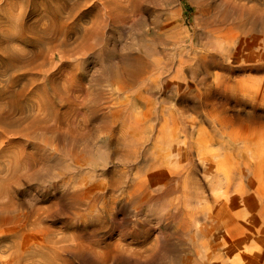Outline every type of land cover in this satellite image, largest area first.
Instances as JSON below:
<instances>
[{
    "label": "rangeland",
    "instance_id": "obj_1",
    "mask_svg": "<svg viewBox=\"0 0 264 264\" xmlns=\"http://www.w3.org/2000/svg\"><path fill=\"white\" fill-rule=\"evenodd\" d=\"M224 27L226 29H224ZM223 29L226 32L229 30L234 35V39L231 40L232 42L229 38H225V31ZM212 30L216 32L214 33ZM217 33L222 34L220 36ZM213 35L218 38H215ZM235 37L237 38L235 39ZM223 38L229 41L226 43ZM223 43L226 44L223 45ZM245 43L247 45H245ZM221 48H223V50ZM138 61H140V63H138ZM144 71H148V73H146L149 75ZM158 75H160V77ZM140 77L145 79H141ZM188 87H190L189 90ZM191 89H193V91L196 90L199 94L196 95L195 91L191 92ZM150 90L153 97L151 93H149ZM183 90L184 92H182ZM186 90H188V93ZM173 95L174 97H172ZM168 97L174 99L171 100L168 99ZM181 97L183 100H181ZM195 97H200V99H196ZM160 98L162 99L161 101L164 102L168 100L165 104L168 106L169 111L175 116L179 115L180 117H186L187 113H185V115L183 110L189 111V116L187 115L185 119H192L197 116L196 118L200 121L201 126H203L204 129L207 128L208 131L217 129L219 131L222 130L224 133L227 132L226 134L247 136L258 132L261 128L263 129L264 0H0V157L2 158L3 155L9 152V154L5 155L2 159L3 161H0L2 162L0 163L2 166L4 163L7 164L3 166L4 168L0 166V168H2L0 173H4L0 175L1 213L7 212L10 214H17L24 211L33 212L35 216L31 219V223L34 224L38 220L36 224V226H38L37 228H35V225L34 227L33 225L30 226L36 230L32 233L36 232L42 235L41 231H38V229L49 230L50 228L51 230L49 231H51V236L56 239L62 235L61 233L63 231V234L66 232L68 237L66 241L70 240V243L67 241L66 244H71V241L75 240L76 236L79 239L80 235H85L88 239L87 243L90 245L88 244L87 246L86 244V247L84 246L87 239L83 238V236H80V244L78 239L75 240L76 244L78 243L80 245V248L81 246L82 248L84 247L80 249L81 252H79L80 250L78 251L80 253H78V257L83 259L81 262V259L78 258L80 260H77V262L75 260L72 264L75 262V264H89V262L90 264H95L97 261L98 263L96 264H102V261H104L103 264H117L118 262V264H154V262L158 264H175V262H177L176 264H183L184 262V264H195V262L196 264H204L205 262L201 259L192 260L194 262L190 260L184 261L183 256L186 254L183 253L182 255V251L183 249L184 251H188V246L190 247L187 241L188 239L180 237V235L175 232L173 224H168L164 215L165 209L159 206L163 205L164 207L165 202L162 203L163 200L161 203L159 202L161 200L144 203L140 200L133 201L126 197L124 198L122 190L126 188L127 182H130V180L127 179V177H129L127 174L128 172L130 174V172L135 171V164L128 160L124 163L125 159L121 162L117 153H119V150L120 152L123 151L125 146L128 151L129 147L123 142L121 144H114L115 140L110 135V129L106 127L107 124L103 126V121H106L104 123H108L110 120L107 118L109 116H107L108 114L106 113L109 110L108 106L110 105L109 107H111L110 103L113 101H130L131 103H135V108H137L138 106L140 107L138 103L140 99H149L155 103H159L160 101L158 102L157 100ZM132 99L137 101L133 102ZM173 100H175V103ZM195 100L199 101L196 102ZM258 100L261 101L259 102ZM200 101L202 103H200ZM206 102H208L209 105H207ZM216 102L221 105L224 103L225 106L224 104L223 106H219ZM107 103L108 105H106ZM172 104H176V107H173ZM193 104L194 106L200 105L201 108L198 110L199 106H195L196 108H194ZM256 104L258 106H256ZM180 105L182 108L181 111ZM104 107H106V111ZM139 107L136 111L135 108H130V112L133 110L134 112H141ZM188 107L192 110V113ZM95 110L99 113L97 114ZM174 110L178 111L179 114L177 112L176 114ZM88 111L91 113L90 115ZM101 111L103 112L101 113ZM93 112H95V114ZM193 112L196 116L193 115ZM196 112L199 114L197 113V115ZM103 113L105 115H103ZM258 113L261 115H258ZM100 115H103L102 117L105 119L103 120ZM226 115L228 117H226ZM204 116L205 118H203ZM242 118H244V121H242ZM100 119H102V122ZM106 119H108V122ZM205 119L208 120V122ZM99 120L102 123L100 127L104 129L98 126L99 123L97 122ZM201 120L203 121L201 122ZM238 120H240V123L237 122ZM255 120L257 121L256 124ZM83 122H86L87 126H85L86 123L83 126ZM91 122H94L95 126L94 123L92 124ZM72 123L75 126H73ZM79 123H81V125ZM260 123L261 125H259ZM71 126L78 131L76 130L74 132V128L71 130ZM84 127H88L89 129L87 128V130ZM105 129H108V132ZM98 130H103L104 132L101 131L100 133ZM106 136H108V138ZM74 137L79 138L74 139ZM77 139L80 141L76 142ZM40 141L42 144L45 143L44 141H47V143L42 145ZM35 142L37 144L40 142L39 146H41L39 147ZM73 142L74 144L75 142L78 143V145L74 147L75 151H71L74 145ZM123 144L124 149L121 147ZM109 147H111L112 151ZM114 147H116L117 150ZM118 147H120V149H118ZM80 149L81 151H79ZM5 151L7 153L3 154ZM18 151L21 153L19 154ZM76 151L78 154L73 158ZM72 152L75 153L72 154ZM113 152L116 154V157ZM70 153L72 155H70ZM11 155H14V158L17 157V160L20 157L24 158H20L19 161H17L18 177H14L16 176V174H14L12 178L10 177L12 180H10V178L8 179L9 176H7V174L10 173L9 169L15 164V162L11 160L13 159ZM110 156L113 159L109 158ZM26 159V164L24 163L23 165H25V167L27 166V169L24 167L23 170L22 162ZM5 160L10 164L8 162L6 163ZM112 160L115 163H113ZM115 160H119V162L116 163ZM10 161L14 164L12 165ZM109 161L111 164H109ZM18 162L19 166L21 165L20 167H18ZM83 164L86 166L84 167ZM8 165L10 168L7 167ZM140 165L143 164L141 163ZM29 166L32 169H30ZM102 167H106L105 170ZM3 170L7 173L2 172ZM27 170L28 172L29 170L31 171V176L29 177L28 175L30 174L27 173ZM199 171L196 178L198 177L197 179L201 181L203 171ZM106 173H108L110 177ZM102 175H104V177ZM115 175L120 176L116 177ZM70 176L72 177L69 178ZM122 177L126 180L123 181ZM101 178H104L103 180L112 178L113 180L103 181ZM8 180L10 182L12 181V183ZM3 181L6 183L3 184ZM95 182L97 183L94 184ZM117 183H119L121 187ZM1 184L4 187L1 186ZM5 185L7 187L6 189ZM70 186L74 188V192H71L73 188ZM75 186L77 188L78 186L81 187L83 191L80 188H75ZM112 186L114 188H112ZM85 188L88 190V193L84 198H80V193L81 191L82 193L85 192ZM92 188H95V190ZM100 192L101 194H99ZM113 195L114 199L111 197ZM3 196H6V198ZM102 196L105 197L103 200ZM106 196L109 197L107 198ZM99 198L101 199L99 200ZM61 199L63 203H61ZM82 200H85V203ZM113 200H115V203ZM116 200L119 201L116 202ZM127 201L128 203L126 204ZM103 202L108 203V206ZM155 202L157 205L153 204ZM73 204H77L78 208H74ZM125 204L130 208L126 207ZM98 206L100 210H104V214H107V216L103 215L102 211H99ZM153 207H155V209H153ZM157 207L158 209L160 208L162 212L158 211ZM111 208H113V212ZM95 210V213L92 212ZM114 210L117 213H115ZM156 210L160 212L159 214L163 217L162 219L158 216ZM133 211L135 212L133 213ZM138 211L139 214L137 213ZM83 213H86V216H88L86 217L87 219L84 218L85 214ZM113 214H116V218L114 217L113 219L119 222L117 229L115 227L117 225L116 222L111 219L114 216ZM57 216H60L58 217L60 220L58 218L55 219ZM70 216L73 218L71 219ZM127 216L130 217L127 218ZM157 216L160 217L161 222L157 219ZM40 219H42V221ZM82 219L83 222L86 220L84 222L85 225L81 222ZM129 219H131V221ZM163 219L165 221H163ZM133 221L137 222L134 223ZM125 222H128L130 226ZM131 223H134L136 226L134 227V224ZM46 224L48 226H46ZM141 225H143V228ZM146 226L149 228L147 229ZM165 227L166 231L168 230L167 232L165 231ZM130 229L133 230V233ZM90 230L91 234L96 238L92 236L90 232H87ZM142 230L144 234H142ZM59 232L60 235H58ZM123 232L126 233V235L123 234ZM32 233H28L29 235L25 237L28 238L29 241L39 239V235ZM158 235L160 237H158ZM97 238L100 239L98 240ZM81 239L83 240L82 242ZM152 239H155L154 241L159 243L156 244ZM180 240H182V242ZM75 241L72 243H75ZM140 241L144 243L142 244ZM165 241H168L169 250L166 248L167 246L164 247ZM175 241L177 242L175 243ZM179 241L184 243L185 246L181 245ZM185 241H187L188 244L185 243ZM138 242L142 245H139ZM150 242L152 243L148 244ZM136 244L139 246L137 245L138 247H136ZM97 245H101L99 251L95 250V248L98 249ZM105 245L108 247L105 248ZM112 245L113 247H111ZM116 245H118V247L120 246L119 248L121 250L118 249L119 252L121 251L120 256H118V251L114 252L110 250L113 248V250H116L118 248L115 247ZM124 245H126V248L128 247L127 249L130 252L125 249ZM172 245L176 248L174 249L175 251L180 249L179 252H174ZM103 246L106 254L103 253ZM140 246L145 250H147L149 246H152L148 250L153 252V254L151 255V252L148 250L145 254L146 251ZM160 246L162 247L159 248V250L158 247ZM88 247H91L92 250L89 249L91 251L88 250V252L84 251V249L87 250ZM132 247H134L133 249L136 253H134ZM100 248L102 249L100 250ZM122 248L134 255L130 257V254L124 249V253H122ZM153 248H156V251H154ZM164 249L166 251H164ZM102 250L103 252H101ZM83 251L84 253H82ZM93 251L97 252L95 253L97 258L99 256V260H95L96 256ZM141 251L143 254L140 253ZM90 252L94 254L91 255ZM157 252H161L162 254H157ZM121 253L123 255H121ZM125 253L129 256L127 255V257H125ZM148 253L149 257L153 256L152 259L147 256ZM166 254H170L168 256L169 258ZM159 255L164 256H162L163 258L161 257L162 260L160 257H157ZM91 256L95 257L92 258ZM175 256L178 257V259H176L177 261L175 260ZM100 257L104 258L101 259ZM107 257L109 259H107ZM137 257L138 259L140 258L139 261ZM170 257H173L175 262L172 261L173 258L171 259ZM66 258L69 260L71 259L69 256H66ZM114 258L118 259V261ZM145 258L148 260L147 262ZM71 261H69L70 263L68 264H71ZM92 261L94 263H91ZM171 261L173 263H171Z\"/></svg>",
    "mask_w": 264,
    "mask_h": 264
},
{
    "label": "bare ground",
    "instance_id": "obj_2",
    "mask_svg": "<svg viewBox=\"0 0 264 264\" xmlns=\"http://www.w3.org/2000/svg\"><path fill=\"white\" fill-rule=\"evenodd\" d=\"M201 5V4H200ZM201 11V10H200ZM210 21V20H209ZM212 22V21H211ZM208 23V22H207ZM202 26V25H201ZM207 26V25H204ZM212 27V26H211ZM217 28V27H216ZM223 28V27H222ZM220 29V28H219ZM224 29H226L224 27ZM223 29V30H224ZM203 30V29H202ZM221 30V29H220ZM210 31V29H209ZM213 31V30H212ZM222 31V30H221ZM225 31V30H224ZM170 32V31H169ZM214 32V31H213ZM216 32V31H215ZM214 32V33H215ZM219 32V31H218ZM211 33V32H210ZM243 33V32H242ZM218 35L221 36L222 33H217ZM216 34V35H217ZM214 36V35H213ZM212 36V37H213ZM219 36V37H220ZM225 38H229L230 41L234 39V35L227 30V32L225 31L224 34ZM243 36V35H242ZM215 38L217 36H214ZM223 37V36H222ZM245 37V36H244ZM200 38V35H199ZM214 38V39H215ZM218 38V37H217ZM237 37H235L236 39ZM224 39V38H223ZM201 41V40H200ZM210 41V40H209ZM217 41V40H215ZM221 41V40H220ZM223 41V40H222ZM226 41V43L229 41H227V39H224V42ZM207 42V41H206ZM212 42V41H211ZM232 42V41H231ZM205 43V42H204ZM209 43V42H208ZM221 43V42H220ZM226 43H223L226 44ZM210 44V43H209ZM231 44V43H230ZM243 44V43H242ZM250 44V43H249ZM248 44V45H249ZM203 45V44H201ZM212 45V44H211ZM217 45V44H216ZM215 47L217 48V45ZM232 45V44H231ZM244 45V44H243ZM245 45H247L245 43ZM227 46V45H225ZM211 47V46H210ZM223 47V46H222ZM230 47V46H229ZM204 48V47H203ZM234 48V47H233ZM223 50V48H221ZM215 50V49H214ZM237 50V49H236ZM226 51V50H225ZM241 51V50H240ZM192 52V51H191ZM185 53V52H184ZM226 53V52H225ZM208 54V53H207ZM183 55V54H182ZM187 57V56H186ZM138 60V59H137ZM181 61V60H180ZM195 61V60H194ZM197 61V60H196ZM138 63H140V61H138ZM181 65V64H180ZM163 67V66H162ZM171 67V66H170ZM142 68V67H141ZM197 70V69H196ZM138 71V70H137ZM141 71V70H140ZM153 71V70H152ZM143 72V71H142ZM145 72V71H144ZM148 73V71H146ZM145 72V73H146ZM151 72V71H150ZM154 72V71H153ZM152 72V73H153ZM163 72V71H162ZM161 72V73H162ZM146 73V74H147ZM151 73V74H152ZM159 73V72H158ZM160 73V74H161ZM164 73V72H163ZM162 73V74H163ZM137 74V73H135ZM183 74V73H182ZM143 75V74H141ZM149 75V74H147ZM160 77V75H158ZM157 76V78H158ZM141 78V77H140ZM138 78V79H140ZM149 78V77H148ZM131 79V77H130ZM141 79H145V78H141ZM162 79V78H161ZM193 79V78H192ZM191 79V80H192ZM198 80V79H197ZM140 81V80H139ZM147 81V80H146ZM165 81V80H164ZM191 82V81H190ZM146 84V83H145ZM153 85V84H152ZM164 85V84H163ZM176 85V84H175ZM179 85V84H178ZM177 85V86H178ZM240 85V83H239ZM243 85V84H242ZM183 86V84H182ZM181 86V87H182ZM185 86V85H184ZM224 86V84H223ZM125 87V86H124ZM148 87V86H147ZM174 87V85H173ZM179 87V86H178ZM177 87V88H178ZM186 87V86H185ZM196 87V86H194ZM230 87V86H229ZM129 88V87H128ZM127 88V89H128ZM168 88V87H167ZM171 88V87H170ZM218 88V87H216ZM225 88V87H224ZM240 88V87H239ZM154 89V88H153ZM190 89V87H188V90ZM194 89H198V88H194ZM139 90V89H138ZM178 90V89H177ZM188 90L187 93H188ZM176 91V90H174ZM193 91V89H191V92ZM196 92V90H194ZM193 91V92H194ZM180 92V90H179ZM184 92V90L182 91ZM199 92V91H198ZM201 92V91H200ZM143 93V92H142ZM151 93V90L150 92ZM112 94V93H111ZM146 94V93H145ZM155 94V92H154ZM179 94V93H178ZM184 94V93H183ZM190 94V93H189ZM199 94L196 92V95ZM147 95V94H146ZM156 95V94H155ZM154 95V96H155ZM177 95V94H176ZM182 95V94H181ZM191 95V94H190ZM133 96V95H132ZM150 96V94H149ZM152 96V93H151ZM184 96V95H183ZM188 96V94H187ZM194 96V95H192ZM191 96V97H192ZM199 96V95H198ZM116 97V96H115ZM118 97V96H117ZM153 97V96H152ZM164 97V96H163ZM174 97V95L172 96ZM189 97V96H188ZM201 97V96H200ZM200 97H195L196 99H200ZM182 98V97H181ZM180 98V99H181ZM168 99H171L170 97H168ZM174 99V98H172ZM171 99V100H172ZM185 99V98H184ZM117 100V99H116ZM154 100V99H153ZM157 100V99H155ZM162 99L160 98L159 100H157L159 103H155L149 99H140L138 100V103L140 104V109L141 112H134V110L132 112H130V108H135L136 104L135 103H131L130 101H113L111 104V107L108 106V112L106 114H108L107 117L108 119L107 122L108 123H104L106 121H103V126H106L105 124H107V128L110 129L111 132V136L112 138H114L115 143H124L125 145H127L129 147V150L127 151L126 146L124 149V144L121 146L123 147V151L119 153H117L119 155V158L121 159V162L124 160V163L126 160H128L129 162H134L135 164V171L133 172H128L126 171L127 179L130 180V182L128 181L126 184V188L124 190H122V193L124 195V198H128L129 200H136V201H142L144 203L146 202H153V201H159L160 203H164V207L163 205H159L162 206L161 208L165 209V219L168 221V224H173L175 232L177 234L180 235V237L186 238L188 239V243L190 245V247L188 245V251H182V255L183 253H185L186 255L183 256L184 257V261H192L194 259L196 260H203L206 264H264V128L259 129L258 132L252 133L251 135H247V136H236L233 134H226L224 132L219 131V130H215L212 129L210 131L206 129H204L203 126H201L200 121L197 120V116L195 118L192 119H185L187 118L188 112L189 111H185L183 110V113H187L186 117H180L179 115H174L173 113H171L169 111L168 106L165 104V102L167 101H161ZM178 100V99H177ZM183 100V98L181 99ZM187 100V99H186ZM189 100V99H188ZM194 100V99H191ZM202 100V98H201ZM106 101V100H105ZM133 102H136L137 100H133ZM156 101V102H157ZM175 100H173L174 102ZM196 101V100H195ZM199 101V100H198ZM196 101V102H198ZM259 102L261 100H258ZM264 101V100H262ZM102 102V101H101ZM107 102V101H106ZM109 102V101H108ZM154 105H153V103ZM180 102V101H179ZM194 102V101H192ZM195 102V103H196ZM205 102V101H204ZM219 102V101H218ZM216 102V103H218ZM221 102V101H220ZM254 102V101H252ZM257 102V101H255ZM162 103V104H161ZM170 103V102H168ZM167 103V104H168ZM175 103V102H174ZM185 103V102H184ZM200 103H202L200 101ZM199 103V104H200ZM215 103V104H216ZM263 103V102H262ZM171 104V103H170ZM183 104V103H181ZM186 104V103H185ZM184 104V105H185ZM197 104V103H196ZM207 105L208 102H206ZM219 106L221 105L220 103H218ZM224 103H222L221 106H223ZM108 105V103L106 104ZM135 105V106H134ZM167 108H166V106ZM173 105V104H172ZM171 105V106H172ZM176 105V104H175ZM173 105V107L175 106ZM179 105V103H178ZM202 105V104H201ZM204 105V104H203ZM212 105V104H211ZM210 105V107H211ZM103 106V105H102ZM132 106V107H131ZM134 106V107H133ZM194 106V104H193ZM196 106V105H195ZM199 108H201L200 105L196 106ZM213 106L215 107V105L213 104ZM225 106V104H224ZM253 106V105H252ZM256 106H258L256 104ZM260 106V105H259ZM262 106V105H261ZM101 107V106H100ZM99 107V108H100ZM135 108V111L136 109ZM172 107V108H173ZM176 107V106H175ZM181 108V105L179 106ZM190 107V105H189ZM188 107V108H189ZM97 108V107H96ZM103 108V107H102ZM105 111L107 110L106 107ZM187 108V109H188ZM206 108V105H205ZM220 108V107H219ZM218 108V111H219ZM224 108V107H223ZM222 108V109H223ZM254 108V107H253ZM263 108H264V104H263ZM94 109V108H93ZM174 109V108H173ZM186 109V110H187ZM203 109V108H202ZM255 109V108H254ZM262 109V108H261ZM260 109V110H261ZM97 110V109H96ZM95 110V111H96ZM177 110V109H176ZM182 110V108L180 109V111ZM189 110H191L189 108ZM197 110V109H196ZM195 110V111H196ZM201 110V109H200ZM204 110V109H203ZM217 110V109H216ZM252 110V109H251ZM258 110V109H257ZM100 111V110H98ZM104 111V110H103ZM101 111V113L103 112ZM138 111V110H137ZM255 111V110H254ZM89 112V111H88ZM97 112V111H96ZM174 112L178 113V111ZM192 113V110L190 111ZM199 112V111H198ZM196 112V114L198 113ZM87 113V112H86ZM95 114V112H93ZM99 112H97L98 114ZM105 113V112H104ZM103 113V115H105ZM176 113V114H177ZM220 113V111H219ZM218 113V114H219ZM222 113V112H221ZM262 113V112H261ZM89 115L91 114L90 112L88 113ZM93 114V116H94ZM179 114V113H178ZM182 114V113H181ZM183 114V115H184ZM199 114V113H198ZM197 114V115H198ZM249 114V113H248ZM102 115V116H103ZM204 115V114H203ZM223 115V114H222ZM258 115H261L258 113ZM86 116V115H85ZM100 115V117H102ZM178 116V117H177ZM189 116V115H188ZM219 116V115H217ZM232 116V115H231ZM254 116V115H253ZM256 116V115H255ZM99 117V116H98ZM105 117V116H104ZM201 117V116H200ZM226 117H228L226 115ZM97 118V117H96ZM202 118V117H201ZM205 118V116L203 117ZM232 118V117H231ZM230 118V119H231ZM240 118V117H238ZM261 118V117H260ZM95 119V118H94ZM103 119V117H102ZM102 119L101 122H102ZM105 119V118H104ZM103 119V120H104ZM237 119V118H236ZM252 119V118H251ZM100 120L97 122L99 123V127L101 126L100 124H102L100 122ZM206 120V119H205ZM246 120V119H245ZM260 120V119H259ZM93 121V120H92ZM96 121V120H95ZM203 120H201L202 122ZM208 122V120H206ZM213 121V120H211ZM209 121V122H211ZM233 121V120H232ZM242 121H244V118H242ZM247 121V120H246ZM250 121V120H249ZM215 122V121H213ZM236 122V121H235ZM238 123H240V120L237 121ZM256 120H255V124H256ZM259 122V121H258ZM262 122V121H261ZM78 123V122H77ZM86 123V122H85ZM85 123L83 122L82 125L84 126ZM92 124L94 122H91ZM90 123V124H91ZM212 123V122H211ZM216 123V122H215ZM244 123V122H243ZM264 123V122H262ZM75 124V123H74ZM81 125V123H79ZM78 124V125H79ZM205 124V123H202ZM208 124V123H207ZM206 124V125H207ZM214 124V123H213ZM212 124V125H213ZM254 124V122H253ZM73 125V123H72ZM77 125V126H78ZM109 125V127H108ZM252 125V124H251ZM261 125V123L259 124ZM75 126V125H73ZM76 126V127H77ZM87 126V123L86 125ZM95 126V123H94ZM93 126V127H94ZM211 126V125H210ZM233 126V125H232ZM72 127V126H71ZM79 127V126H78ZM98 127V128H99ZM206 127V126H205ZM212 127V126H211ZM210 127V128H211ZM216 127V126H215ZM258 127V125H257ZM74 127H72L71 130H73ZM86 128V127H84ZM88 128V127H87ZM86 128V129H87ZM97 128V127H96ZM101 128V127H100ZM103 128V127H102ZM101 128V129H102ZM222 128V127H221ZM75 129V128H74ZM85 129V131H86ZM89 129V128H88ZM87 129V130H88ZM104 129V128H103ZM108 129L106 130L108 132ZM224 129V128H223ZM226 129V128H225ZM77 129L74 130V132ZM83 130V129H82ZM97 130V129H96ZM78 131V130H77ZM100 131V130H98ZM102 132H104L103 130H101ZM100 131V133H101ZM73 132V131H72ZM97 132V131H96ZM84 133V132H83ZM81 133V134H83ZM75 134V133H74ZM77 134V132H76ZM75 134V135H76ZM79 135V133H78ZM106 135V134H105ZM104 135V136H105ZM109 135V134H108ZM103 136V134H102ZM110 136V137H111ZM108 138V136H106ZM109 137V138H110ZM79 138V137H74V139ZM104 139V138H103ZM41 140V139H40ZM82 140V139H81ZM43 141V140H42ZM72 141V140H71ZM76 141V140H74ZM80 141V140H79ZM78 139L76 142H79ZM113 141V140H112ZM41 142V141H40ZM36 143V145L39 146V143ZM45 143H47V141H44ZM74 144L73 142V148L75 147V145H78V143ZM3 143V142H2ZM45 143H43L45 145ZM111 143V144H112ZM11 144V143H9ZM42 144V142L40 143ZM42 144V145H43ZM81 144V143H80ZM110 144V146H111ZM35 145V144H34ZM106 145V144H105ZM2 146V145H1ZM41 146V145H40ZM39 146V147H40ZM49 146V145H47ZM46 146V147H47ZM109 146V145H107ZM116 146V145H115ZM119 146V144H118ZM43 147V146H42ZM45 147V148H46ZM78 147V146H77ZM213 147V148H212ZM44 148V149H45ZM49 148V147H47ZM80 148V147H78ZM76 148V149H78ZM111 149V147H109ZM108 148V149H109ZM116 149V147H114ZM4 149V148H3ZM6 149V148H5ZM38 149V148H37ZM41 149V148H40ZM39 149V150H40ZM53 149V148H52ZM71 151H75L72 150ZM113 149V146H112ZM111 149V151H112ZM118 149H120V147H118ZM2 150V148H1ZM37 150V151H39ZM117 150V149H116ZM4 151V150H3ZM8 151V150H7ZM13 151V150H10ZM21 151V150H20ZM42 151V150H41ZM46 151V150H45ZM70 151V152H71ZM81 151V149L79 150ZM15 152V151H14ZM115 152V151H114ZM113 152V153H114ZM118 152V151H116ZM7 153L6 151L3 152ZM19 153V151H18ZM17 153V155H18ZM21 153V152H20ZM19 153V154H20ZM75 153V152H74ZM72 152V154H74ZM2 154V155H3ZM9 154V152H8ZM5 154V155H8ZM23 154V153H22ZM40 154V153H39ZM70 153V155H72ZM76 153L74 154L75 156H73V158L76 157ZM111 154V153H109ZM5 155H3V157H0V161H3L2 159L5 157ZM80 155V154H79ZM10 156V155H9ZM7 156V157H9ZM12 156V155H11ZM14 156V155H13ZM12 156V157H13ZM21 156V155H20ZM25 156V155H24ZM78 156V155H77ZM112 156V155H111ZM111 156L109 158H111ZM114 156L116 157V154L114 153ZM6 157V158H7ZM11 157V158H12ZM72 157V156H71ZM82 157V156H81ZM10 158V159H11ZM19 158V157H18ZM21 158V157H20ZM19 158V159H20ZM23 158V157H22ZM21 158V159H22ZM79 158V156H78ZM9 159V158H7ZM6 159V160H7ZM19 159L17 160V157L13 159H11L12 161L15 162V164L10 161L12 163V167L10 168V166L8 165L7 167H9L8 169L10 170L7 176L8 179L16 174V176L14 177H18V172H17V161H19ZM24 159V158H23ZM113 159V158H111ZM115 159V158H114ZM118 159V157H117ZM5 162L7 163L8 161ZM106 160V159H105ZM23 161V160H22ZM27 161L24 160V162H22V165ZM107 161V160H106ZM116 163L119 162V160H115ZM21 162V161H20ZM113 162V160H112ZM127 162V161H126ZM2 163V162H0ZM9 163V162H8ZM115 163V162H113ZM143 165H140V164ZM10 164V163H9ZM26 164V163H25ZM33 164V163H31ZM109 164L110 161H109ZM139 164V165H136ZM4 165H7L4 163ZM3 165V166H4ZM84 165V164H83ZM107 165V163H106ZM105 165V166H106ZM116 165V164H115ZM122 165V164H121ZM119 165V166H121ZM124 165V164H123ZM1 167H3L0 164ZM21 166V165H20ZM19 166V162H18V167ZM78 166V164H77ZM86 165H84L85 167ZM103 166V165H102ZM118 166V167H119ZM134 166V165H133ZM23 170L25 165L22 166ZM21 167V168H22ZM30 167V166H29ZM107 167V166H106ZM106 167H102L104 170ZM114 167V165H113ZM128 167V166H127ZM132 167V166H131ZM4 168V167H3ZM76 168V167H75ZM133 168V167H132ZM2 168H0L1 170ZM7 169V168H6ZM25 169H27V166L25 167ZM30 169H32L30 167ZM89 169V168H88ZM96 169V168H95ZM114 169V168H113ZM124 169V167H123ZM126 169V168H125ZM129 169V168H128ZM5 170V169H4ZM2 171V172H6V171ZM110 170V169H108ZM116 170V169H115ZM114 170V171H115ZM130 170V169H129ZM201 170L203 171V175L201 177V181L199 179L196 178V175L198 174V171ZM199 171V172H201ZM16 172V173H15ZM24 172V171H22ZM95 172V171H94ZM104 172V171H103ZM106 172V171H105ZM109 172V171H107ZM116 172V171H115ZM118 172H119V168H118ZM7 173V172H6ZM27 173H31V171L27 170ZM25 173V174H27ZM80 173V172H79ZM93 173V172H92ZM91 173V174H92ZM111 173V172H110ZM109 173V174H110ZM2 173H0L1 175ZM4 174V173H3ZM2 174V175H3ZM20 174V173H19ZM94 174V173H93ZM92 174V175H93ZM108 175V173H106ZM120 174V173H119ZM125 174V172H124ZM123 174V176H124ZM200 174V173H199ZM22 175V174H21ZM111 175V174H110ZM5 176V175H4ZM3 176V178H4ZM31 176L28 175V177ZM78 176V175H77ZM94 176V175H93ZM104 177V175H102ZM109 176V175H108ZM116 176V175H115ZM118 176V175H117ZM116 176V177H117ZM120 176V175H119ZM118 176V177H119ZM2 177V176H1ZM72 176H70L69 178H71ZM86 177V176H85ZM110 177V176H109ZM126 177V175H125ZM200 177V176H199ZM7 178V177H6ZM10 178V180H12ZM21 178V177H20ZM76 178V177H75ZM74 178V179H75ZM94 178V177H93ZM1 179V178H0ZM87 179V178H86ZM100 179V178H99ZM102 180L104 178H101ZM112 178L107 180H111ZM120 179V178H119ZM123 179V177H122ZM121 179V180H122ZM4 180V179H3ZM14 180V179H13ZM26 180V179H25ZM84 180V179H83ZM106 179L103 181H107ZM113 180V179H112ZM126 180V179H125ZM123 179V181H125ZM5 181V180H4ZM4 181L2 182L3 184ZM9 181V180H8ZM15 181V180H14ZM87 181V180H86ZM97 181V180H96ZM102 181V182H103ZM10 182V181H9ZM64 182V181H63ZM98 182V181H97ZM97 182H95L94 184H96ZM122 182V181H121ZM202 182V183H201ZM1 183V182H0ZM12 183V181L10 182ZM9 183V184H10ZM109 183V182H108ZM8 184V185H9ZM68 184V183H67ZM77 184V183H75ZM74 184V185H75ZM110 184V183H109ZM113 184V181H112ZM119 184V183H117ZM7 185V184H6ZM5 185V189L7 188ZM99 185V183H98ZM108 185V184H105ZM120 185V184H119ZM1 186H3L1 184ZM85 186V185H84ZM4 187V186H3ZM72 187V186H70ZM87 187V186H86ZM90 187V186H89ZM92 187V186H91ZM107 187V186H106ZM121 187V185H120ZM73 188V187H72ZM75 188H77L75 186ZM81 189V187L78 186L77 189ZM112 188H114L112 186ZM88 189V188H87ZM93 189V188H92ZM106 189V188H105ZM104 189V191L106 192V190ZM117 189V187H116ZM4 190V189H3ZM8 190V189H7ZM73 190V191H72ZM71 190V192H74V188ZM82 190V189H81ZM80 190V191H81ZM86 190V188L84 189ZM95 190V188L93 189ZM109 190V189H108ZM111 190V189H110ZM18 191V190H17ZM16 191V194H17ZM78 191V190H77ZM75 191V192H77ZM83 191V190H82ZM81 191V196L80 198H84L85 195L88 193V190H86L85 192L82 193ZM8 192V191H7ZM6 192V193H7ZM98 192V191H97ZM119 192V191H117ZM107 193V192H106ZM14 194V193H13ZM20 194V192H19ZM95 194V192H94ZM101 194V192L99 193ZM116 194V193H115ZM93 195V194H92ZM109 195V194H108ZM119 195V194H118ZM98 196V195H97ZM94 196V197H97ZM101 196V195H100ZM110 196V195H109ZM108 196V197H109ZM117 196V194H116ZM120 196V195H119ZM4 198H6V196H3ZM8 197V194H7ZM90 197V196H89ZM93 197V196H92ZM103 197V196H102ZM107 197V196H106ZM107 197V198H108ZM114 199V195L111 196ZM1 198V197H0ZM62 198V197H61ZM105 197L102 198V200ZM116 198V197H115ZM122 198V197H121ZM92 199V198H91ZM101 198H99L100 200ZM101 200V201H102ZM110 200V199H109ZM121 200V199H120ZM45 201V200H44ZM62 201V199H61ZM85 203V200H82ZM106 201V200H105ZM104 201V202H105ZM111 201V200H110ZM119 201V200H118ZM116 200V202H118ZM1 202V201H0ZM46 202V201H45ZM79 202V200H78ZM100 202V201H98ZM103 202V203H104ZM107 202V201H106ZM109 202V201H108ZM113 202L115 203V200H113ZM131 202V201H130ZM63 203V201L61 202ZM76 203V202H75ZM80 203V202H79ZM79 203H77L78 205H80ZM83 203V202H82ZM87 203V202H86ZM91 203V202H90ZM112 203V202H111ZM121 203V202H120ZM128 203V201L126 202V204ZM77 204H73L74 208H78ZM101 204V203H100ZM105 205H107L108 203H104ZM103 204V205H104ZM125 204V206H126ZM135 204V203H134ZM151 204V203H150ZM153 204H156L153 203ZM159 204V203H158ZM1 205V204H0ZM32 205V204H30ZM99 205V204H97ZM102 205V204H101ZM100 205V207H101ZM131 205V204H130ZM157 205V204H156ZM64 206V205H63ZM95 206V205H94ZM108 206V205H107ZM112 206V205H111ZM116 206V205H115ZM124 206V207H125ZM133 206V205H132ZM131 206V207H132ZM148 206V205H147ZM150 206V205H149ZM153 206V205H152ZM155 206V205H154ZM92 207V206H91ZM90 207V208H91ZM129 207V206H126ZM143 207V206H142ZM141 207V208H142ZM151 207V206H150ZM7 208V207H6ZM23 208V207H22ZM33 208V207H31ZM96 208V207H95ZM99 208V206H98ZM102 208V207H101ZM104 208V206H103ZM108 208V207H107ZM114 208V207H113ZM113 208L112 212H113ZM130 208V207H129ZM128 208V209H129ZM148 208V207H146ZM34 209V208H33ZM84 209V208H83ZM105 209V208H104ZM133 209V207H132ZM153 209H155V207H153ZM75 210V209H73ZM82 210V209H81ZM107 210V209H106ZM109 210V209H108ZM107 210V211H108ZM134 210V209H133ZM158 211L162 210L157 207ZM156 210V212H157ZM35 211V210H34ZM63 212H65L64 210H62ZM61 211V212H62ZM77 211V210H76ZM83 211V210H82ZM91 211V210H90ZM99 211L100 210L99 208ZM110 211V210H109ZM118 211V210H117ZM141 211V210H139ZM139 211L137 212L139 214ZM151 211V209H150ZM155 211V210H154ZM164 211V210H163ZM85 212V211H83ZM92 212H96L92 211ZM103 215L104 214V210L102 211ZM115 213H117L114 210ZM135 211H133L134 213ZM70 213V212H69ZM82 213V212H81ZM101 213V212H100ZM107 213V212H106ZM119 213V212H118ZM153 213V212H152ZM158 216H160V212H157ZM156 213V215H157ZM84 218L88 217L86 216V213ZM82 214V215H83ZM110 214V212H109ZM108 214V216H109ZM131 214V213H130ZM61 215V214H59ZM97 215V213H96ZM102 215V216H103ZM114 216L112 217L111 215V219H113L114 217L116 218V214H113ZM135 215V214H134ZM137 215V214H136ZM34 213L33 212H19L17 214H10V213H1L0 211V264H68L70 263L69 261H71V264L73 261L76 260H80L82 262L83 258L78 257L79 256V252H81L80 249H83L82 246L80 248V235L79 239L76 236V239L79 240V244H76V239L74 236L75 240L71 241V244H66L68 237L65 234H63L62 231V235L60 237H57L56 235V239L55 237L51 236V230L49 228V230L47 229H41L38 231H41L42 235H39V239L36 240H31L29 241L27 237V235L31 234L32 232L36 231L35 228H37L36 224L38 223V220L36 223L32 224V218L34 217ZM66 216V215H65ZM157 216V219L160 220V217ZM60 216H57L55 219H57ZM64 217V215H63ZM67 217L69 218V216L67 215ZM71 217V216H70ZM79 217V216H78ZM82 217V216H81ZM98 217V216H97ZM105 217V216H104ZM130 217V216H129ZM127 216V218H129ZM134 217V216H133ZM132 217V218H133ZM73 217H71L72 219ZM83 218V217H82ZM90 218V217H89ZM94 218V217H93ZM100 218V217H98ZM110 218V217H109ZM126 218V217H125ZM131 218V219H132ZM163 217H161L162 219ZM38 219V217H37ZM44 219V218H43ZM59 219V218H58ZM66 219V218H65ZM64 219V220H65ZM77 219V218H76ZM87 219V218H86ZM103 219V218H102ZM107 219V218H105ZM104 219V220H105ZM131 219H129L131 221ZM42 221V219H40ZM39 220V222H40ZM60 220V219H59ZM63 220V219H61ZM80 220V219H79ZM85 220V219H84ZM115 221V219H113ZM112 220V221H113ZM127 220V219H126ZM34 221V220H33ZM52 221V220H50ZM86 221V220H85ZM84 221V222H85ZM88 221V220H87ZM98 221V220H96ZM101 221V220H100ZM99 221V222H100ZM125 221V219H124ZM128 221V220H127ZM129 221V223H130ZM139 221V220H137ZM136 221V222H137ZM141 221V220H140ZM163 221H165L163 219ZM66 222V221H65ZM83 222V219L82 221ZM83 222V223H84ZM116 222V229L118 226L117 221ZM134 222V221H133ZM134 222V223H136ZM161 222V220H160ZM159 222V223H160ZM80 223V222H79ZM128 223V222H125ZM129 223L127 225H129ZM131 223V224H134ZM141 223V222H140ZM147 223V222H146ZM151 223V222H150ZM157 224V223H156ZM165 224V223H164ZM163 224V225H164ZM167 224V223H166ZM34 227V225L36 226L35 228L30 227L32 226ZM85 225V223H84ZM87 225V224H86ZM151 225V224H150ZM154 225V224H153ZM158 225V224H157ZM160 225V224H159ZM40 226V225H39ZM45 226V225H44ZM46 226H48L46 224ZM83 226V225H82ZM102 226V225H101ZM130 226V225H129ZM136 225L134 224V227ZM143 228V225H141ZM152 226V225H151ZM43 227V226H42ZM127 227V226H126ZM133 227V228H134ZM147 229L149 228L148 226H146ZM157 227V226H156ZM40 228V227H38ZM44 228V227H43ZM47 228V227H45ZM66 228V227H64ZM63 228V229H64ZM68 228V227H67ZM93 228V227H92ZM101 228V227H100ZM132 228V229H133ZM155 228V227H154ZM169 228V227H167ZM84 229V228H83ZM90 229V227H89ZM88 229V230H89ZM160 229V228H159ZM60 230V229H59ZM66 230V229H64ZM81 230V229H80ZM93 230V229H92ZM114 230V228H113ZM131 230V229H130ZM135 230V229H133ZM133 230L132 233H133ZM141 230V229H140ZM145 230V229H144ZM164 230V229H163ZM56 231V230H55ZM58 231V230H57ZM67 231V230H66ZM95 231V230H94ZM98 231V230H97ZM96 231V232H97ZM115 231V230H114ZM118 231V230H116ZM124 231V230H123ZM147 231V230H146ZM158 231V230H157ZM165 231H166V227H165ZM168 231V230H167ZM166 231V232H167ZM53 232V231H52ZM69 232V231H67ZM83 232V231H82ZM86 232V231H85ZM90 232L91 234V230L87 231ZM93 232V231H92ZM125 232V231H124ZM126 235V233H124ZM154 232V231H153ZM162 232V231H161ZM160 232V233H161ZM165 232V233H166ZM27 233V234H26ZM29 233V234H28ZM32 233V234H35ZM40 233V232H38ZM55 233V232H53ZM130 233V234H132ZM147 233V232H146ZM151 233V232H150ZM159 233V234H160ZM164 233V231H163ZM174 233V232H172ZM174 233V234H176ZM56 234V233H55ZM80 234V233H79ZM83 234V233H81ZM94 234V233H93ZM118 234V232H117ZM122 234V235H123ZM137 234V232H136ZM140 234V233H139ZM142 234L143 230H142ZM141 234V235H142ZM158 234V233H157ZM167 234V233H166ZM165 234V235H166ZM173 234V236H174ZM54 235V234H53ZM58 235H60V232L58 233ZM70 235V234H69ZM92 235V234H91ZM96 235V234H95ZM135 235V234H134ZM150 235V234H148ZM26 236V237H25ZM32 236V235H31ZM72 236V237H73ZM85 236V235H84ZM83 238L87 237L85 236ZM89 236V234H88ZM94 236V235H92ZM133 236V235H132ZM139 236V235H136ZM147 236V235H146ZM95 237V236H94ZM103 237V236H102ZM148 237V236H147ZM157 237V236H156ZM158 237H160L158 235ZM165 237V236H164ZM71 238V237H70ZM92 238V237H91ZM96 238V237H95ZM135 238V237H134ZM140 238V237H139ZM163 238V235H162ZM171 238V237H169ZM35 239V238H33ZM90 239V238H89ZM98 239V238H97ZM100 239V238H99ZM98 239V240H99ZM137 239V237H136ZM156 239V238H155ZM154 239V240H155ZM165 239V238H164ZM181 239V238H180ZM77 240V241H78ZM85 240V239H84ZM92 240V239H90ZM97 240V241H98ZM147 240V238H146ZM153 240V239H152ZM153 240V241H154ZM159 240V239H158ZM75 243H72L74 242ZM83 240L81 239V242ZM88 239L85 241L86 243L84 244V246L86 247V244L88 246L89 243H87ZM94 241V239H93ZM96 241V242H97ZM138 241V240H137ZM136 241V242H137ZM142 241V239H141ZM140 241V242H141ZM148 241V240H147ZM151 241V239H150ZM163 241V240H162ZM171 241V240H170ZM173 241V240H172ZM182 242V240H180ZM179 241V243H181ZM187 241H185V243H187ZM91 242V241H89ZM135 242V243H136ZM139 245H142L140 244ZM156 244L159 242L154 241ZM153 242V243H154ZM166 242V241H165ZM177 241H175L176 243ZM184 242V241H183ZM93 243V242H92ZM104 243V242H103ZM152 242L148 243L151 244ZM154 243V244H155ZM164 243V242H162ZM174 243V242H173ZM187 243V244H188ZM95 244V243H94ZM98 244V243H97ZM100 244V242H99ZM147 244V242H146ZM152 244V245H154ZM172 244V243H171ZM90 245V244H89ZM138 244H136V247ZM160 245V244H158ZM168 241L166 243H164V247H166L168 249ZM180 245V244H177ZM181 245H184V243H181ZM96 246V245H95ZM98 249L95 248V250L99 251V245ZM106 246V245H105ZM110 246V244H109ZM125 249L126 248V245ZM128 246V245H127ZM134 246V245H133ZM145 246V245H144ZM148 246V245H147ZM146 246V247H147ZM157 246V245H156ZM163 246V245H162ZM162 246L158 247L161 248ZM94 247V246H92ZM108 246H106L105 248H107ZM113 247V245L111 246ZM116 248L118 247V245L115 246ZM120 247V246H119ZM117 248L116 250L110 249L114 252H117L118 249L121 250L120 248ZM142 247V246H140ZM139 247V248H140ZM152 247V246H151ZM149 246L148 249L151 248ZM163 247V248H164ZM173 247V245H172ZM171 247V248H172ZM175 247V244H174ZM173 247V250L176 249ZM177 247V246H176ZM104 249L101 252L105 253V248L104 246L102 247ZM100 248V250L102 249ZM110 248V247H109ZM134 247H132L133 249ZM143 248V247H142ZM140 248V249H142ZM157 248V247H156ZM153 248L154 251H156ZM165 248V249H166ZM185 248V247H184ZM91 249V247H88V249H84V251H87ZM124 248H122V253H124L123 251ZM124 249V250H125ZM144 249V248H143ZM147 249V250H148ZM157 249V251H158ZM164 249V251H166ZM179 249V247H178ZM182 249V248H181ZM80 250V251H79ZM92 250V249H91ZM89 250V251H91ZM109 250V249H108ZM109 250V251H110ZM128 250V249H127ZM134 250V249H133ZM139 250V249H138ZM145 250V249H144ZM145 250V254L150 251V250ZM160 250V249H159ZM169 250V249H168ZM167 250V251H168ZM171 250V249H170ZM180 250V249H179ZM179 250H177L179 252ZM186 250V249H185ZM79 251V252H78ZM84 251L82 253H84ZM107 251V250H106ZM107 251V252H109ZM126 251V250H125ZM129 251V250H128ZM128 251H126L127 253H129ZM172 251V250H171ZM174 250V252H177ZM86 252V253H87ZM94 252V251H93ZM96 252V251H95ZM94 252V253H95ZM119 252V251H118ZM121 252V251H120ZM120 252L118 254V256H120ZM139 252V251H138ZM144 252V251H143ZM151 252V251H150ZM149 252V253H150ZM162 252V251H161ZM161 252H157L161 253ZM173 252V251H172ZM79 253V254H78ZM85 253V255H86ZM94 253L90 254L93 255ZM97 253V252H96ZM95 253V256H96ZM100 253V252H99ZM121 253V255H123ZM127 253H125V257H127ZM134 253L135 250H134ZM141 254L142 251L140 252ZM139 253V254H140ZM149 253L147 254V256L149 255ZM165 253V252H163ZM169 253V251H168ZM88 254V253H87ZM89 254V255H90ZM106 254V253H105ZM109 254V253H107ZM114 254V253H113ZM130 254V253H129ZM153 254V252H151V255ZM162 254V253H161ZM178 254V253H176ZM104 255V254H103ZM112 255V254H111ZM110 255V256H111ZM132 255L134 254H130V257H132ZM150 255V256H151ZM167 255V254H166ZM170 254L167 255V257ZM66 256H69L71 259H67ZM84 256V255H82ZM88 256V255H87ZM86 256V257H87ZM93 256V257H95ZM102 256V253H101ZM106 256V255H105ZM108 256V257H110ZM129 256V255H128ZM136 256V255H135ZM139 256V255H137ZM142 256V255H141ZM140 256V257H141ZM146 256V258H147ZM155 256V254H154ZM163 256V255H162ZM162 256H157V257H161ZM181 256V255H180ZM84 257V258H86ZM92 257V256H91ZM92 257V258H93ZM107 257V259H109ZM115 257V256H113ZM129 257V258H130ZM134 257V256H133ZM144 257V256H143ZM149 257V256H148ZM164 257V256H163ZM162 257V258H163ZM175 256V260L178 259V257ZM80 258V259H78ZM99 258V256H98ZM97 258V256L95 257V260H99ZM101 258V257H100ZM104 258V257H103ZM101 258V259H103ZM111 258V257H110ZM145 258L146 262L148 261ZM149 258H153V256L149 257ZM156 258V257H155ZM169 258V257H168ZM171 259L173 257H170ZM88 259V258H87ZM106 259V257H105ZM116 259V258H114ZM128 259V258H127ZM135 259V257H134ZM138 259V257H137ZM140 259V258H139ZM138 259V261H139ZM143 259V258H142ZM165 259V258H164ZM69 260V261H68ZM85 260V259H84ZM92 260V259H89ZM93 260V261H95ZM118 261V259H116ZM115 260V261H116ZM120 260V258H119ZM144 260V259H143ZM154 260V259H153ZM152 260V261H153ZM157 260V259H156ZM162 260V259H161ZM169 260V259H168ZM91 263H94V262ZM107 261V260H106ZM105 261V262H106ZM110 261V260H109ZM114 261V260H113ZM129 261V260H128ZM151 261V262H152ZM164 261V260H163ZM162 261V262H163ZM166 261V260H165ZM174 261V258L173 260ZM171 261V263H173ZM177 261V260H176ZM182 261V260H181ZM202 261V263H203ZM75 262V263H76ZM87 262V261H86ZM104 261H102L103 264ZM132 262V261H131ZM175 262V261H174ZM194 262V261H192ZM74 263V264H75ZM98 263L95 262V264ZM107 263V262H106ZM109 263V262H108ZM114 263V262H113ZM119 263V262H118ZM117 263V264H118ZM125 263V262H124ZM136 263V262H135ZM138 263V262H137ZM141 263V262H140ZM153 263V262H152ZM157 262H154V264H156ZM177 262H175L176 264ZM185 263V262H184ZM183 263V264H184ZM204 263V264H205ZM80 264V263H79ZM82 264V263H81ZM85 264V263H84ZM90 264V262H89ZM115 264V263H114ZM158 264V263H157ZM180 264V263H179ZM182 264V263H181ZM192 264V263H191ZM196 264V262H195Z\"/></svg>",
    "mask_w": 264,
    "mask_h": 264
}]
</instances>
